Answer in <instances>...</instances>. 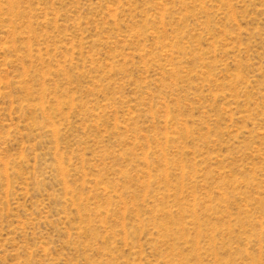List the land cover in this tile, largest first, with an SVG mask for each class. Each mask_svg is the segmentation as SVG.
I'll return each instance as SVG.
<instances>
[{
    "label": "rangeland",
    "instance_id": "374dc122",
    "mask_svg": "<svg viewBox=\"0 0 264 264\" xmlns=\"http://www.w3.org/2000/svg\"><path fill=\"white\" fill-rule=\"evenodd\" d=\"M0 264H264V0H0Z\"/></svg>",
    "mask_w": 264,
    "mask_h": 264
}]
</instances>
